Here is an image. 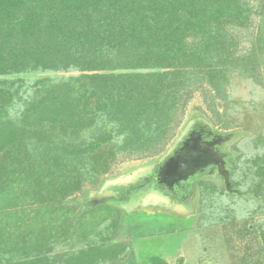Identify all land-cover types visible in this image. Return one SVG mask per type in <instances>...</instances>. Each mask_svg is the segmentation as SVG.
<instances>
[{
  "label": "trees",
  "instance_id": "1",
  "mask_svg": "<svg viewBox=\"0 0 264 264\" xmlns=\"http://www.w3.org/2000/svg\"><path fill=\"white\" fill-rule=\"evenodd\" d=\"M252 14L247 0H0V264H118L128 254L139 264L114 240L120 218L102 234L104 220L87 230L64 201L110 172L116 155L162 148L187 93L207 84L226 96L234 74L256 71L263 35L238 55L229 31ZM260 147L264 134L232 173L242 172L262 203ZM201 186L205 208L227 192ZM70 234L85 238V248L56 255ZM141 264L168 262L149 256Z\"/></svg>",
  "mask_w": 264,
  "mask_h": 264
},
{
  "label": "rangeland",
  "instance_id": "2",
  "mask_svg": "<svg viewBox=\"0 0 264 264\" xmlns=\"http://www.w3.org/2000/svg\"><path fill=\"white\" fill-rule=\"evenodd\" d=\"M247 4L254 10L257 9L256 14L251 15L250 22L243 27L229 25L230 33L239 40L238 55L250 54L257 44L258 36L264 37V0H247ZM77 74L59 75L68 77ZM48 75L51 74L30 75L27 79L29 83H33L37 78ZM226 91V96L216 98V91L209 85L202 84L187 93L183 103L184 112L177 116L174 130L172 129L170 137L162 145L165 151L161 152L160 146L148 154L149 156L116 155L110 172L100 176L95 183L86 182L81 192L64 201V204L73 208L71 220L78 222L81 218L80 221L87 230L104 220L97 226V230L102 234V230L112 225V219L120 218L119 225L113 233L114 240L129 246L139 264L149 256H158L168 264H252L262 259L264 251L261 247L260 227L264 225V202L260 199L262 201L260 203L252 192H249L250 180H243L242 172L236 173L233 179L235 183H239L238 189L246 197L227 192L223 195L219 193L213 204L210 203L205 208L200 188L194 195L196 197V207L192 211L194 215L188 214L190 216L188 218H171L164 214L142 212L130 215L119 206L107 203L85 205L80 202L102 190L106 182L130 177L154 162L174 144L189 120L203 117L216 128H222L223 122L220 121L217 112L225 119V125H230L229 130L242 133L232 146L235 154L233 161H238L239 168H242L245 161L256 151L255 137L264 134V57L260 59L256 71L249 70V74L246 75L234 74ZM225 125L223 128L226 129ZM263 150V147L257 149L260 153ZM234 165L232 164V171ZM215 185L220 189L224 188L222 184ZM166 198H163V201L169 203L171 200ZM168 205L174 211L178 210L174 209L176 208L174 203ZM35 216L32 215V219ZM247 227L250 228V232L247 231ZM68 236L62 237L55 246L56 255L67 250L85 248V238L73 237L71 234ZM106 237L108 236L104 234L101 238ZM129 262L130 254L117 261L118 264H130Z\"/></svg>",
  "mask_w": 264,
  "mask_h": 264
},
{
  "label": "flooded vegetation",
  "instance_id": "3",
  "mask_svg": "<svg viewBox=\"0 0 264 264\" xmlns=\"http://www.w3.org/2000/svg\"><path fill=\"white\" fill-rule=\"evenodd\" d=\"M221 125L222 128H216L203 117L189 120L174 144L165 153L120 183L125 188H107L115 194V198L107 205L124 208L130 215L139 212L150 214L148 211L153 209L152 214L185 218L159 211L158 207L164 209L166 207L161 205L162 203L158 204L157 201H163V198L167 197L166 199L171 200L168 201L170 204L172 202L176 205L174 209L193 216L192 211L196 207L195 191L200 190L202 182L222 184L226 189L225 179L219 175L220 167L230 174L234 193L227 191L228 194L246 197L235 185L232 173L235 157L232 146L242 133L225 129L223 124ZM199 159L204 163L202 167L195 169L194 164L191 166V163L196 160L199 162ZM182 160L185 162L179 165L177 161ZM187 169L193 172L187 175L185 174ZM147 198H151L152 201L148 202ZM91 203V197L85 200V205Z\"/></svg>",
  "mask_w": 264,
  "mask_h": 264
},
{
  "label": "water",
  "instance_id": "4",
  "mask_svg": "<svg viewBox=\"0 0 264 264\" xmlns=\"http://www.w3.org/2000/svg\"><path fill=\"white\" fill-rule=\"evenodd\" d=\"M254 11L257 12V9H255ZM263 12H264V8H263ZM200 161L198 162L197 160L194 163H191V166L194 164V168L198 169L200 167H202V164L204 163L202 161V159H199ZM185 161L182 160L180 162L177 161V163L180 165L182 163H184ZM193 171H189L188 169L186 170L187 175L191 174ZM219 175L221 177H223L225 179V185H226V189L229 193H234V190L232 188V183L230 180V174L228 172H225L223 167H220L219 169ZM130 177H127L125 179H129ZM124 179H117L116 181H108L105 183L104 187L102 188V190L93 193L90 197H91V201L93 205H99V204H105L108 203L110 201H112L115 198V194L112 190H107L108 187H115V188H125L122 187L120 185V183L123 181ZM148 202H151L152 199L147 198ZM159 200V199H158ZM154 201V200H153ZM158 204L162 203L161 205H164V207H166V209H164L163 207H158L159 211L161 212H165L167 214H171V216H175V217H190L187 213L183 212L182 210H176L174 211L173 209H171V207L168 205L167 202L165 201H157ZM148 211V210H147ZM150 214H152L153 209H150V211H148Z\"/></svg>",
  "mask_w": 264,
  "mask_h": 264
}]
</instances>
